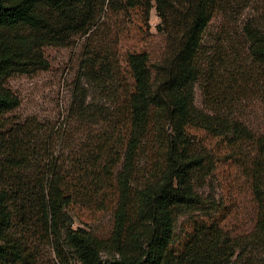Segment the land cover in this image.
I'll use <instances>...</instances> for the list:
<instances>
[{
    "label": "trees",
    "instance_id": "obj_1",
    "mask_svg": "<svg viewBox=\"0 0 264 264\" xmlns=\"http://www.w3.org/2000/svg\"><path fill=\"white\" fill-rule=\"evenodd\" d=\"M219 1L0 0V130L3 116L20 106L4 82L47 70L43 48L66 47L76 37L84 38L81 76L104 101L87 104L79 92L71 114L92 127L79 130L84 140L68 157L45 165L49 180L39 184L33 202L0 190V259H20L9 235L16 209L37 208L56 245L63 238L79 264H228L246 241L264 244V133L194 102L197 82L209 80L216 94L224 83L216 64L227 70L237 60L229 54L215 61L204 48ZM153 9L163 42L156 59L147 42ZM244 33L247 59L264 76V32L247 26ZM17 151L13 141L1 142L8 163L2 173L22 169ZM226 165L247 183L255 219L247 237L224 229L232 193L218 204L196 191ZM83 208L111 214L107 236L72 228V216L80 221Z\"/></svg>",
    "mask_w": 264,
    "mask_h": 264
},
{
    "label": "rangeland",
    "instance_id": "obj_2",
    "mask_svg": "<svg viewBox=\"0 0 264 264\" xmlns=\"http://www.w3.org/2000/svg\"><path fill=\"white\" fill-rule=\"evenodd\" d=\"M104 13L105 9L100 22L105 20ZM158 24L159 19L153 9L149 17L151 38L147 39L152 59L158 58L163 49L162 39L156 30ZM247 26L258 27L264 32L262 0L219 1L204 37V48L215 61L229 54L237 60L227 70L216 64L217 78L221 77L224 82L217 86L216 94L210 93L209 80L197 82L194 102L199 110L238 120L254 134L260 135L264 133V76L261 68L247 59L244 33ZM83 39L76 37L66 47H44L47 70L14 75L4 82V87L18 97L20 106L3 116L0 144L3 140L17 144L15 157H23L24 163L22 169L13 168L8 173L0 171V190L8 189L12 195L17 192L18 196L33 202L31 200L39 195V184L49 180L45 177V165L68 157L75 145L84 140L85 134L79 130L92 127L88 121L77 122L71 114L79 92L86 94L87 104L104 105L96 89L81 76ZM134 43V40H129L126 44ZM228 73L235 77L232 83L228 81ZM7 164L5 157L0 155V167L8 170ZM246 185L239 172L226 165L208 176L201 188H196L203 199L218 204H227L231 198L229 193H232L233 212L224 223L225 231L232 237H247L255 231L254 207L246 195ZM32 210L26 209L22 213L16 209L9 231L21 254L20 259L8 257L0 259V264H79L72 250L63 243V238L56 245L40 211L37 208ZM81 211L80 221L72 216L73 229L83 228L100 237L109 234V212L94 215L86 208ZM185 219L178 220L176 234ZM101 259L106 261L110 256L101 254ZM228 264H264V244L256 240L246 241L235 250Z\"/></svg>",
    "mask_w": 264,
    "mask_h": 264
}]
</instances>
